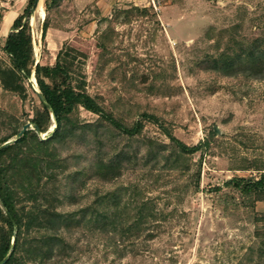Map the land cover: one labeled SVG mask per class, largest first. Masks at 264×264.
I'll return each instance as SVG.
<instances>
[{
  "label": "rangeland",
  "instance_id": "rangeland-1",
  "mask_svg": "<svg viewBox=\"0 0 264 264\" xmlns=\"http://www.w3.org/2000/svg\"><path fill=\"white\" fill-rule=\"evenodd\" d=\"M26 3L0 0V67L10 68L2 47ZM35 5L32 72L14 87L0 79V138L10 126L32 128L41 109L33 67L53 66L60 50L70 53L75 87L122 124H142L126 137L81 107L69 117L72 129L93 127L74 128L47 150L50 204L76 216L61 228L62 254L42 264H257L264 196L245 198L224 183L264 174V80L225 76L202 63L224 51L230 38L264 39V0H63L47 12L44 0ZM38 7L48 23L43 38ZM51 122L40 139L50 136ZM165 132L189 147L206 139L208 146L178 156ZM109 195L120 206L134 200L122 229L136 222L142 202L150 201L152 211L145 213L156 218L122 236L78 228L79 209L113 211L112 200L98 204Z\"/></svg>",
  "mask_w": 264,
  "mask_h": 264
},
{
  "label": "trees",
  "instance_id": "trees-1",
  "mask_svg": "<svg viewBox=\"0 0 264 264\" xmlns=\"http://www.w3.org/2000/svg\"><path fill=\"white\" fill-rule=\"evenodd\" d=\"M37 0H27L22 13L17 15L11 23L10 32L7 34L2 51L8 57L10 68L0 67V79L3 86L14 87L21 78H28L32 72L33 56L30 36L29 19L33 13V7ZM63 0H44V8L47 11L58 6ZM48 29L45 17L41 26V37L45 36ZM234 45H231L230 43ZM224 51L215 57H207L203 60L205 68L218 71L225 76L240 75L247 79L264 80V39L230 38ZM70 53L60 50L55 58L53 66H41L36 64L33 73L38 87L41 109H37L29 124L32 128L23 130L17 126H10V133L0 138V264H24L26 261L39 263L58 257L65 248V242L60 236L62 226L69 227L75 220L76 213L64 214L56 211L50 204L52 192L47 191V186L53 177L48 174L49 157L47 150L50 145L60 144L74 128L79 130L91 129L92 124L69 127V117L81 107L94 115H97L104 123L114 129L120 135L133 137L142 129L140 122H135L128 127L106 113L97 102L85 91L72 84L69 73ZM48 81V82H47ZM146 119L153 117L143 113ZM53 119L54 129L50 136L43 140L39 135L48 131ZM99 125V124H98ZM24 127V126H23ZM165 135L177 147V155H191L202 151L208 146V140L199 142L189 147L175 139L168 132ZM13 137H17L12 140ZM11 141L12 143L5 145ZM52 156V155H51ZM104 167V165H103ZM100 167L99 168H103ZM111 168L110 165L104 168ZM43 178L45 181L42 183ZM199 173L193 183L198 188ZM224 185L232 187L245 198H254L261 201L264 196V174L257 179L234 178L226 181ZM216 188L215 190H218ZM40 200V201H39ZM112 200L113 211L109 207L100 211H89V208L78 210V228L81 225L91 226L100 234L113 233L114 235H126L145 223V227L154 220V214L145 213L152 211L150 201L142 202L137 209L138 218L132 225L125 229L121 221L125 216L128 203L120 206L119 197L109 195L99 200V205H107ZM45 202L41 204V202ZM30 203L25 207L24 203ZM146 211V212H147ZM264 220V217L263 219ZM94 225V226H93ZM89 228V227H88ZM92 231V230H91ZM30 235V236H29ZM258 237L259 234H256ZM264 237V235L262 234ZM13 247L7 258L8 252ZM24 251L25 256H18V252ZM258 258L264 259V238L259 241ZM254 250L250 249L248 257L253 261ZM248 261V262H250ZM257 261V264H260Z\"/></svg>",
  "mask_w": 264,
  "mask_h": 264
},
{
  "label": "bare ground",
  "instance_id": "bare-ground-1",
  "mask_svg": "<svg viewBox=\"0 0 264 264\" xmlns=\"http://www.w3.org/2000/svg\"><path fill=\"white\" fill-rule=\"evenodd\" d=\"M36 14H37V17H39L40 19L44 18L43 11L39 7L37 8ZM9 17H13V14L11 13ZM9 17H8V19H9ZM8 19L6 21H8Z\"/></svg>",
  "mask_w": 264,
  "mask_h": 264
},
{
  "label": "water",
  "instance_id": "water-1",
  "mask_svg": "<svg viewBox=\"0 0 264 264\" xmlns=\"http://www.w3.org/2000/svg\"><path fill=\"white\" fill-rule=\"evenodd\" d=\"M35 8H36V5L33 7V10H34ZM37 95H38V97H39L40 99H42L41 96H39L38 92H37ZM10 143H11V141L5 143L4 146H5V145H8V144H10ZM12 247H13V240H12V242H11V248H10V250H9V252H8L7 258H8V256H9L10 253H11ZM2 264H3V263H2Z\"/></svg>",
  "mask_w": 264,
  "mask_h": 264
}]
</instances>
